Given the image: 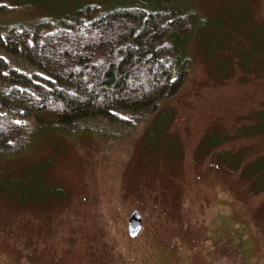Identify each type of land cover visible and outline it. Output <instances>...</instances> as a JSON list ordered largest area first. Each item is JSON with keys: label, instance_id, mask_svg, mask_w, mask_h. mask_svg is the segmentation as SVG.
Here are the masks:
<instances>
[{"label": "rangeland", "instance_id": "rangeland-1", "mask_svg": "<svg viewBox=\"0 0 264 264\" xmlns=\"http://www.w3.org/2000/svg\"><path fill=\"white\" fill-rule=\"evenodd\" d=\"M179 1L204 31L162 115L108 139L44 132L0 158V264H264V0ZM76 2L0 5L29 21ZM57 187L60 203L32 208Z\"/></svg>", "mask_w": 264, "mask_h": 264}, {"label": "trees", "instance_id": "trees-1", "mask_svg": "<svg viewBox=\"0 0 264 264\" xmlns=\"http://www.w3.org/2000/svg\"><path fill=\"white\" fill-rule=\"evenodd\" d=\"M91 1L29 21L0 5V158L26 152L44 132L136 133L186 83L189 39L204 31L195 9L179 0ZM62 193L52 189L50 204L32 208L42 214Z\"/></svg>", "mask_w": 264, "mask_h": 264}, {"label": "water", "instance_id": "water-1", "mask_svg": "<svg viewBox=\"0 0 264 264\" xmlns=\"http://www.w3.org/2000/svg\"><path fill=\"white\" fill-rule=\"evenodd\" d=\"M143 228L142 215L138 210H134L128 220V232L131 237H136Z\"/></svg>", "mask_w": 264, "mask_h": 264}]
</instances>
